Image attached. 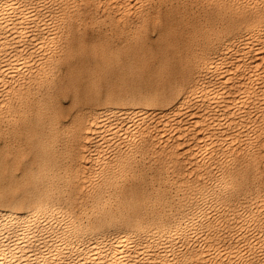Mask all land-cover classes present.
<instances>
[{
  "label": "bare ground",
  "instance_id": "6f19581e",
  "mask_svg": "<svg viewBox=\"0 0 264 264\" xmlns=\"http://www.w3.org/2000/svg\"><path fill=\"white\" fill-rule=\"evenodd\" d=\"M155 1L0 0V264H264V0ZM86 51L139 79L64 112Z\"/></svg>",
  "mask_w": 264,
  "mask_h": 264
},
{
  "label": "rangeland",
  "instance_id": "374dc122",
  "mask_svg": "<svg viewBox=\"0 0 264 264\" xmlns=\"http://www.w3.org/2000/svg\"><path fill=\"white\" fill-rule=\"evenodd\" d=\"M153 2H154V0H152ZM160 1V2H159ZM172 2V0L170 1V0H156L155 1V3L157 4V6H158V8H160V11H161V19H163L164 18V15L166 14V13H164L163 11H164V9H165V12H170V10H171V12H170V14L171 15H173V16H175V17H173V20H174V22H176L175 24H176V27L174 28V30H172L171 29V31H175L176 33H178V34H181L182 36H183V34H185L186 33V31H187V35H189V36H191L192 34H193V32H190V31H192V29H191V26H190V24H192V23H195V24H198V23H202V25L203 24H205L206 23V21H207V18H204V15H205V17H206V14H207V12H211L212 11V13L214 14L215 12H213L214 10H212V6H209V2L210 1H208V0H205L206 2H204V0H202L203 2H201L200 0L199 1H196V0H191L190 2H189V0H173V4H174V6L172 5L171 6V4L172 3H169V2ZM178 1V2H177ZM182 1V2H181ZM185 1V2H184ZM194 1V2H193ZM181 2V3H180ZM187 2V3H186ZM195 2H197V4H196V6H194L195 5ZM200 2V3H199ZM163 3V4H162ZM188 3H189V5H188ZM193 3V4H192ZM198 3H199V5H198ZM206 3V4H205ZM211 3V2H210ZM165 4V5H164ZM169 4H170V7H172L171 9H169V11L168 10H166V9H168L167 8V6L169 7ZM180 4H182V5H180ZM184 4V5H183ZM188 5V6H187ZM198 5V6H197ZM201 5H203V6H201ZM207 5V6H206ZM211 5V4H210ZM160 6V7H159ZM166 6V7H165ZM176 6V7H175ZM185 6V7H184ZM189 6H190V10H191V12H190V14H189ZM191 6H192V8H191ZM164 7V8H163ZM175 7V8H174ZM178 7H179V9H178ZM180 7H181V9L182 10H180ZM194 7H195V11H194ZM199 7H202L203 8V10H202V8L201 9H199ZM205 7H206V9H205ZM224 7V8H223ZM223 7H217V8H219V9H217V12L214 14L215 15V17L216 18H213V20H212V24L215 22L216 24H217V22H218V24H217V26L219 25V20H218V17L219 16H221V14H222V16H227V17H230V16H233V12L230 10V9H228L226 6H223ZM187 8H188V10H187ZM173 9V10H172ZM176 9H177V11H176ZM185 9V11H183ZM196 10H197V12L198 13H196ZM199 10V11H198ZM207 12H206V11ZM222 10V11H221ZM232 12V14H231V12ZM175 11V12H174ZM201 11H203V12H201ZM227 11V12H226ZM163 12V13H162ZM174 12V13H173ZM181 12V13H180ZM185 12H186V14H185ZM188 12V13H187ZM201 12V13H200ZM205 12V13H204ZM223 12V13H222ZM225 12V13H224ZM182 13H183V15H182ZM195 13V14H194ZM221 13V14H220ZM177 14H179V15H177ZM191 14H193V16L191 15ZM197 14V15H196ZM224 14V15H223ZM185 15V16H184ZM189 15V16H188ZM196 15V16H195ZM199 15H200V17H199ZM201 15H202V17H201ZM217 15V16H216ZM229 15V16H228ZM182 16L184 17L183 19H182ZM177 17H178V20H179V18L181 19V21L179 20V22H178V20H177ZM185 17H188V19L190 20H187V18H185ZM191 17V18H190ZM196 17H197V20H196ZM201 19V21H200V19ZM177 21H176V20ZM185 19V20H184ZM194 19V20H193ZM199 19V20H198ZM205 20L204 22L202 21V20ZM183 20H184V22H183ZM191 20H193V21H191ZM196 20V21H195ZM218 20V21H217ZM186 21H187V24L189 25H187L186 24ZM198 21V23H196ZM200 21V22H199ZM178 22V23H177ZM180 22L182 23V24H180ZM189 22V23H188ZM178 24V25H177ZM186 24V25H185ZM216 24L214 25V26H216ZM188 28V30H186V28H185V26ZM199 25V24H198ZM180 27V28H179ZM101 28H103V26L102 25H100V26H97L96 28H94L92 31H94V32H96V31H98V30H100ZM178 28L180 29V33H179V31H178ZM177 29V30H176ZM181 29H182V31H181ZM191 29V30H190ZM86 31L88 32V33H90L89 31H90V27H87V29H86ZM94 32H91V33H94ZM183 32V33H182ZM94 34H96V33H94ZM191 34V35H190ZM186 34H185V36H183V38L185 37V38H188L189 36H187ZM187 36V37H186ZM151 40H152V42L153 43H157L158 41H159V38H158V33L157 32H153L152 33V35H151ZM75 49L77 50V48L75 47ZM84 49H87V48H84ZM83 53H85V52H83ZM84 55V56H83ZM79 57L80 58H82L83 59V62L80 64V65H78L77 67L75 66V67H73V68H70L71 69V77L72 78H74V79H72L71 77H69V73L67 74V72H66V67H67V64H64V63H62V64H60L58 67H57V72H56V76H55V78H54V83H56L57 85H58V87L61 89V90H66L65 92H63L62 94H60L59 96H58V100H59V102L62 104V106H63V108H64V112L66 111V110H68V109H70V108H72L73 107V109L75 108L74 106H76V105H71L72 103H71V90L73 89V93H74V90L75 91H77V93L79 92V93H81V94H86V95H89V94H94V95H102L103 94V92H105L106 90V92L105 93H107V92H111V91H116V89H118L117 91H120L121 90V92H123V90L122 89H124V90H126L127 88H132V87H134V85L133 84H135V81L137 80V79H139L138 77L140 76V74L139 73H141V71H139L140 69L138 68V66L139 65H136V66H132L131 67V69L129 70V71H126L125 73H120L119 72V69L121 68L120 66H122V64H116V63H114V62H111V61H108L107 62V60H105V61H101L99 58H97V57H95L93 54H92V52H89V51H86V53L85 54H82V55H79ZM146 59V58H145ZM100 61H101V63H100ZM149 61V62H148ZM87 64V65H85V63ZM97 62V63H96ZM150 62H151V64H152V66H151V64H150ZM103 63V64H102ZM106 63H108V64H106ZM144 63H145V65L147 66V65H150L152 68H153V66L155 65V63L153 62V59L151 58V57H147V59L144 61ZM116 64V65H115ZM96 65V66H95ZM108 65V66H107ZM112 65H114V66H112ZM118 65V66H117ZM95 66V67H94ZM116 67V68H115ZM150 67V68H151ZM77 68V69H76ZM78 68H79V70H78ZM91 68V69H90ZM109 68V69H108ZM137 68V69H136ZM147 68V67H146ZM73 69V70H72ZM86 70H87V72H86ZM97 70V71H96ZM113 70V71H112ZM138 70V71H137ZM83 71H84V73H83ZM73 72V73H72ZM104 72H105V74H104ZM112 72V73H111ZM132 72V73H131ZM97 73V74H96ZM99 73V74H98ZM118 73V74H117ZM127 73H130V74H127ZM103 74V75H102ZM119 74H120V76H121V78H120V76H119ZM85 75V76H84ZM114 75V76H113ZM124 75V76H123ZM131 75V76H130ZM88 76V77H87ZM99 76V77H98ZM127 76V77H126ZM97 77V78H96ZM124 77V78H123ZM132 77L133 78H135V79H132ZM103 78V79H102ZM110 78V79H109ZM126 78V79H125ZM147 78V77H146ZM78 79V80H77ZM81 79V80H80ZM83 79V80H82ZM116 79H117V81H116ZM123 79V80H122ZM129 79V80H128ZM69 80V81H68ZM72 80V81H71ZM75 80V81H74ZM121 80H122V82H121ZM125 80V81H124ZM148 80V79H147ZM120 81V82H119ZM107 82V83H106ZM117 82V83H116ZM125 82V83H124ZM120 83V84H119ZM122 83H124V84H122ZM133 83V84H132ZM111 84V85H110ZM115 84V85H114ZM130 84V85H129ZM86 85V86H85ZM98 85V86H97ZM101 85V86H100ZM107 85V86H106ZM111 87H110V86ZM123 85H125V86H123ZM72 86H73V88H72ZM104 86V87H103ZM105 86H106V88H105ZM109 86V87H108ZM120 86V87H119ZM128 86V87H127ZM71 87V88H70ZM88 87V88H87ZM108 87V88H107ZM58 88V89H59ZM79 88V89H78ZM80 88H85V90H81ZM110 88V89H109ZM90 89V90H89ZM97 91H95V90ZM103 89H105V90H103ZM70 90V91H69ZM83 91V92H82ZM91 91V92H90ZM69 92V93H68ZM71 92V93H70ZM66 93V94H65ZM89 93V94H88ZM92 94V95H93ZM61 95L63 96L62 98H61ZM66 98H65V97ZM65 99V100H64ZM69 104V105H68ZM78 105V104H77ZM80 105H81V107H83V108H86L85 107V105H83V103H80ZM83 105V106H82ZM69 106V107H68ZM71 106V107H70ZM151 106V107H150ZM164 106V105H163ZM154 107V108H153ZM158 108L159 106H153V105H146V109L147 110H152V109H155V108ZM64 116V115H63ZM264 151V150H263ZM15 171H16V173H19L20 171L17 169H15ZM147 176V177H146ZM143 179L142 178H136V179H129L128 181H129V184H132L133 185V183H135L134 185H135V189L137 188H142L143 186V189H150V187H151V184L150 183H154V184H158V180H156L157 178H152L151 180H152V182L150 181V177H149V174H147ZM147 180V181H146ZM155 180V181H154ZM127 181V182H128ZM154 181V182H153ZM141 182V183H140ZM150 182V183H149ZM162 182V183H161ZM145 183V184H144ZM159 183L160 184H163V180H159ZM125 184H126V182H125ZM128 184V185H129ZM141 186H140V185ZM139 187H138V186ZM145 185H147V186H145ZM150 185V186H149ZM126 186H127V184H126Z\"/></svg>",
  "mask_w": 264,
  "mask_h": 264
}]
</instances>
